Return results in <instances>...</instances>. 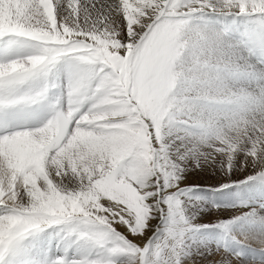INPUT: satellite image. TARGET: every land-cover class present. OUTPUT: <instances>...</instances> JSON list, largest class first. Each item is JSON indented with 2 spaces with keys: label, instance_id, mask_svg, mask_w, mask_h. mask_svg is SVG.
<instances>
[{
  "label": "snow or ice",
  "instance_id": "snow-or-ice-1",
  "mask_svg": "<svg viewBox=\"0 0 264 264\" xmlns=\"http://www.w3.org/2000/svg\"><path fill=\"white\" fill-rule=\"evenodd\" d=\"M177 140L264 181V0H0V264H182Z\"/></svg>",
  "mask_w": 264,
  "mask_h": 264
},
{
  "label": "rangeland",
  "instance_id": "rangeland-1",
  "mask_svg": "<svg viewBox=\"0 0 264 264\" xmlns=\"http://www.w3.org/2000/svg\"><path fill=\"white\" fill-rule=\"evenodd\" d=\"M189 147L191 146L177 149L172 145L173 160L182 156L180 165L184 176L182 186L192 190L190 196L185 199V218L194 230L186 236L182 264H220L222 257L232 259L234 264H252L254 259L259 260L264 256V251L261 249L264 245V216L260 214V209L264 208L262 202L264 181L255 180L248 183L235 181L231 187H235L236 191L234 190L232 195L223 196L222 193L224 194L228 188L222 191L217 189L220 188L221 183H230V181L223 179V172L219 167L220 159L210 148H204V155H200ZM246 162L241 154L235 161L233 176L237 173L255 175L252 166L243 167ZM164 165L169 166L166 158ZM224 197L230 201L225 200L227 198ZM219 212L225 214L220 216ZM234 217H242V219L229 224L225 229L215 227L221 220L232 221ZM156 223L161 229L163 228L159 220ZM204 225L209 227H203ZM153 234L155 239H159V233H156L155 229L150 233ZM258 237L263 241H259ZM57 245L58 241L51 238L43 244H29L27 256L21 258L10 255L7 264H26L28 260L39 261L49 254L59 255L60 251H67L69 247L74 251L80 250L79 246L65 245L58 251ZM119 264H128V258H119Z\"/></svg>",
  "mask_w": 264,
  "mask_h": 264
},
{
  "label": "bare ground",
  "instance_id": "bare-ground-1",
  "mask_svg": "<svg viewBox=\"0 0 264 264\" xmlns=\"http://www.w3.org/2000/svg\"><path fill=\"white\" fill-rule=\"evenodd\" d=\"M183 146L184 147H186V146H191V147H189V148H191V149H193V146L192 145H190V144H184V143H182V141L181 140H177L176 142H175V144H173V147H177V149L179 148V147H182L183 148ZM207 149V148H206ZM194 150V149H193ZM203 150H205L204 148H203ZM196 153V152H195ZM237 177H238V179H237ZM247 177H248V174L246 175V174H240V175H238V173L237 174H234V176H233V179L232 180H230V184H232L233 182H235V181H242L243 179H247ZM257 181H259V180H257ZM260 182V181H259ZM235 188V187H234ZM234 188H232V187H228V190L223 194L222 193V195L223 196H228V195H232L233 193H234ZM236 191V190H235ZM264 194V193H263ZM224 198H227V197H224ZM225 200H227V201H230L228 198L227 199H225ZM264 200V199H263ZM262 200V202H264ZM250 211V210H249ZM258 212V211H257ZM256 212V213H257ZM220 214V216L221 215H224L225 213H221V212H219ZM253 213V212H252ZM247 214V213H246ZM260 214L261 215H263L264 216V208H262V209H260ZM219 215H218V217H219ZM259 215V214H258ZM262 216V217H263ZM246 217V216H245ZM221 218V217H220ZM220 218H219V220H220ZM264 218V217H263ZM258 220V219H257ZM260 222V221H259ZM263 222V221H262ZM263 224V223H262ZM263 226V225H262ZM263 231H264V229H263ZM264 238V237H263ZM258 239H259V241H263L262 240V238H259L258 237ZM188 257V256H187Z\"/></svg>",
  "mask_w": 264,
  "mask_h": 264
}]
</instances>
